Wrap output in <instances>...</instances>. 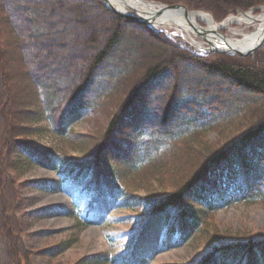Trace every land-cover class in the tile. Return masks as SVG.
Masks as SVG:
<instances>
[{"label":"trees","instance_id":"trees-1","mask_svg":"<svg viewBox=\"0 0 264 264\" xmlns=\"http://www.w3.org/2000/svg\"><path fill=\"white\" fill-rule=\"evenodd\" d=\"M153 1L205 10L216 20L264 4ZM19 79L21 98L12 83ZM78 119L93 127L74 129ZM47 125L69 151L31 139ZM54 156L63 176L89 195V209L70 210L73 236L37 253L23 237L20 190L59 186L20 179L51 167ZM104 199L135 211L137 235L122 251L73 264H147L139 245L154 227L178 244H201L190 264H264V234L215 221L222 205L264 203V44L251 54L200 53L179 35L116 14L104 0H0V264H45L95 223L90 208Z\"/></svg>","mask_w":264,"mask_h":264},{"label":"rangeland","instance_id":"rangeland-1","mask_svg":"<svg viewBox=\"0 0 264 264\" xmlns=\"http://www.w3.org/2000/svg\"><path fill=\"white\" fill-rule=\"evenodd\" d=\"M252 8L254 10H251ZM252 8L246 10V12L251 11L254 15H260L263 12L264 4ZM128 9L132 10V8ZM201 11L211 14L205 10ZM232 14L238 15L241 13L240 11L230 13L228 16ZM213 18L216 20L214 16ZM224 19L216 21L220 22ZM198 24L204 27L207 26L203 21H199ZM259 25V21L249 24L236 23L230 28H221L220 32L229 39H236L242 37L245 33L254 31ZM157 28L172 32L170 33L172 36L179 35L194 51L196 50L200 53L219 52L214 50L204 51L198 48L209 46L199 31L194 30L187 33L184 28L176 25H160ZM81 30L85 31L84 28ZM181 32H183L184 36H182ZM213 41L219 42L217 39H213ZM13 55L14 53L11 51L9 58L11 59ZM23 81L24 79H19L12 82L14 91L16 94L18 93V97L20 98L22 97L21 92H23L25 87ZM44 123L48 124L46 121L42 122V124ZM71 126L78 131L85 132L93 127V123L78 119ZM211 136L215 138L216 133H212ZM31 139L36 144L51 147L59 153L70 150V146L60 134L49 126L47 132L35 134L31 136ZM53 159L54 164L51 167H34L25 175H21L20 179H53L59 186L58 190H32L25 186H22L20 190L22 201L20 203L21 211H19V214L25 224L23 237L26 243L37 253L54 245L56 248H59L57 245L59 241L73 236L71 227L75 224L76 219L70 213V210L77 213L80 211L82 215L89 209V195L81 189V185L76 184L72 175L68 177L64 175L66 176L64 177L61 173L64 163L56 156ZM230 192L231 190L228 189L226 195ZM111 200H100V202L95 203L90 208L89 214L95 220V223L77 232L78 240L73 246L65 249L62 253H56L55 257L46 256L42 262L45 264H73L74 261L86 254L119 252L129 247L137 235L140 220L136 217L134 210L117 208ZM58 204H64V207L60 209ZM76 204H79V206ZM215 221L221 229L264 234V203L241 201L235 202L232 205H222L216 213ZM165 238H167L166 241ZM175 239L176 237L174 236H166L165 230L159 232L157 227L144 233L139 247L142 246V249L149 255L147 264H190L191 262H197L203 253L201 244H197L196 241L178 244ZM146 252L138 251V254L144 256ZM38 260L40 261L41 258L38 257Z\"/></svg>","mask_w":264,"mask_h":264},{"label":"bare ground","instance_id":"bare-ground-1","mask_svg":"<svg viewBox=\"0 0 264 264\" xmlns=\"http://www.w3.org/2000/svg\"><path fill=\"white\" fill-rule=\"evenodd\" d=\"M114 6L120 9H128L129 7H135L138 10H143L146 12H153L154 9H158L159 6L152 4L143 3L137 0H109ZM199 21H203L207 24L206 28H211L214 31H220L221 28L231 27L233 24H249L254 21H259L260 25L252 32L245 33L242 37L236 39H229V44H221L220 42L213 41L214 43L221 45L222 47H229L232 45L238 49L244 50L246 48H250L255 43L258 42L261 38L264 37V9L260 15H254L253 12H248L247 14H232L228 16L223 21H216L210 14L201 11L194 10L189 13V15H185L182 12H170L169 15L163 16L158 19L157 26L166 25V26H181L182 28L187 29V31H192L193 28L189 22H195L198 24ZM237 32L236 30H234ZM264 39V38H263ZM223 43V42H222Z\"/></svg>","mask_w":264,"mask_h":264},{"label":"water","instance_id":"water-1","mask_svg":"<svg viewBox=\"0 0 264 264\" xmlns=\"http://www.w3.org/2000/svg\"><path fill=\"white\" fill-rule=\"evenodd\" d=\"M137 1L147 3V4L153 3L154 5L159 6V7H158V9H154L153 12L152 11L146 12L143 10H138L137 8L132 7V6L129 7V8H132V10L120 9V8L114 6L109 0H104V3L111 11L115 12L116 14L121 15L123 17H126L130 20L141 22L143 24L150 26L151 28H157V25H155V24H158V19L163 17V16L169 15L170 12H178L179 11V12H182L183 14L188 16L190 12L194 11V10H190V9L186 8L185 6L179 5V4L170 5V4H166V3L156 2L153 0H137ZM251 10H254V8H252ZM248 12L241 11L240 13L247 14ZM188 24H190L193 28H195L194 29L195 31H199V33L201 35H203L204 38L206 39V41L208 42L209 46L198 47L204 51L214 50V51L225 52V53H229V54H236V53L251 54V53L256 52L264 44V39H263L264 37H263L260 40H258V42L255 43L253 46H251L250 48H246L244 50L233 47L232 45H229L228 48L225 46L222 47V46L213 42V39H217V40H219V42H223L224 44L225 43L229 44V38H227L222 32L214 31L211 28H206V27H204L200 24H197L195 22H189ZM160 30L162 32H165L168 34L172 33V32L166 31L164 29H160ZM185 30L187 31V29H185ZM194 30L192 29V31H194ZM187 33H188V31H187ZM181 34H182V36H184L183 32H181ZM190 43L192 44V42H190Z\"/></svg>","mask_w":264,"mask_h":264}]
</instances>
